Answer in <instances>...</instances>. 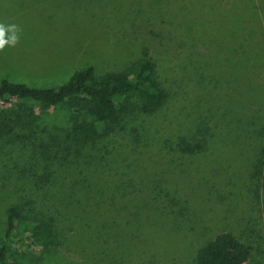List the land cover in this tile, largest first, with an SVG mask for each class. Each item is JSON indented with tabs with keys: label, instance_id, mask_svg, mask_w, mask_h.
Listing matches in <instances>:
<instances>
[{
	"label": "trees",
	"instance_id": "trees-1",
	"mask_svg": "<svg viewBox=\"0 0 264 264\" xmlns=\"http://www.w3.org/2000/svg\"><path fill=\"white\" fill-rule=\"evenodd\" d=\"M159 1L158 7L161 3ZM202 1L201 5H196L209 7L212 3L211 0ZM245 1L246 3L254 2L252 7L256 5V10L245 12L247 4L243 0L241 11L249 25L241 30L244 42L236 44L231 50L221 47L222 43H219L218 39L219 35L223 37L221 31L214 37L207 31L206 23L213 14H205L203 18H200L199 14H194L191 18L181 15L180 18L178 11H174L175 23H172L180 30L182 36L185 33L184 35L191 41L190 50L185 56H189L187 59L194 64L192 70L186 68L182 72V78L187 80L189 85L196 84V87L204 89V92L200 94L201 99L211 105L210 109L204 111L209 113L213 110L221 111L223 116L222 119L214 121L211 114H204L201 111L200 101L196 100L195 106L193 105L196 107L195 110L193 109L192 113L183 117L184 120L191 119L193 124L194 131L190 136L181 130L182 122L174 126L173 118L179 119V117L173 114L167 118L165 111L168 110L172 95L158 80L157 65L147 46L141 48L140 58L122 71H107L97 75L94 66L89 64L75 70L58 87H30L23 82H14L7 78L0 79V101L10 105L0 106V140L10 144L16 142L24 144V141L30 140L32 136L35 137L37 130L46 133L48 138L46 141L43 139L33 141L31 143L34 147L32 158L35 162L29 168L17 169L20 178L29 179L32 182L33 191L29 190L27 193L25 188L22 190L15 188L14 191L18 192V201L10 203L4 209V226L0 234V264H20L19 261L11 259L9 246L16 242L14 233L17 223L27 218V215L33 216L28 237L44 242L43 248L47 253H54L57 246L60 250V247H65L70 242L74 245L78 244L72 241L68 234H63L64 229L60 226L57 216H63L64 212L60 210V205L56 204L63 195L73 199L74 201L69 202L68 209L64 211L73 209L70 211L77 215L78 206H75L76 198L73 196L76 191L85 193L87 198L94 197L95 191L101 192L102 196L95 210H79L85 215L83 219H80L86 223L87 228L84 233L92 229L98 236L101 232H108L109 235L115 236V246L111 248L105 246L96 255H90L89 260L93 264H129L130 260H123L122 255L125 251H129L130 254L133 247L128 240L118 238L126 235L124 228L117 230L118 223L115 219L118 215L126 219L131 215L125 221L126 225L128 224L127 230L131 239L134 238L133 230L135 229L137 231L144 229L145 233L148 228L162 225L164 239L183 243L189 238L179 234L180 226L191 223L193 228L205 229L204 224L212 223L213 220L209 218L210 215L203 216V203L197 201L195 204L192 201L188 194L190 186L181 182L183 187L177 188L174 181L184 176L186 172H190V167L188 170L183 169L188 166L186 163L194 164L202 155L220 157L221 147L228 158L236 157L239 153L242 154L243 148L249 143L248 140L253 143V154L248 169L247 190L250 194L252 193L251 195L255 194L256 190L251 186H254L261 178L264 179V127L258 123V120L263 117V108L254 106L241 98L227 99L223 95L234 87H240L243 83L247 92L255 87L250 82V78L245 82V76L248 77V75H244L240 67L233 72L230 56L234 53L246 55L247 52H252L258 55L259 65L263 67L261 70L264 69L262 61L264 58L260 59V56L264 57L262 51L264 50V20L260 16L261 8L255 0ZM197 2L199 3L198 0ZM180 6L185 9L184 4ZM232 10L234 9L231 8L230 12L233 14ZM183 20L186 21L187 26L180 24ZM194 23L197 25L195 29ZM251 23L254 24L253 27ZM172 37L175 40L178 39L177 36L172 35ZM206 38H209L210 43L200 42ZM213 54L221 57L217 70L212 74L204 70L199 72V68L195 67L196 62H203L205 64L203 66H207L212 59L214 62L219 61L218 58L213 57ZM209 57L210 61L207 60V63L206 59ZM214 73L219 75L214 76ZM259 73L262 72L257 71L256 65L254 73L256 78ZM221 74L224 76L221 77ZM214 77L218 80L214 81ZM13 98L19 99L20 102L13 104ZM27 101L34 102L43 108L68 106L71 111L70 125L64 128L54 126L49 130L40 128V117L34 112L32 106L26 105ZM159 116L162 118L158 119ZM135 118H142V121L138 124ZM145 119L150 121L145 122ZM164 129L170 136L167 132H163ZM159 134L168 138H160ZM123 135H126L123 142L129 148L128 152L125 150L122 152L116 146L107 150L103 143L105 140L117 139ZM173 136L174 139L171 138ZM154 139L157 140L156 146H151ZM143 151L151 153L154 157L151 161L155 162L157 158L170 157L169 161L175 162L174 168L177 171L167 166L151 170L148 163L147 165L144 163L141 165V172L138 175L134 174L137 158L128 161V155L121 154L132 152L142 154ZM215 153L220 155H214ZM110 155H113L112 160ZM114 156L122 158L121 161L116 163ZM188 158L189 160L185 162L180 160ZM123 160L128 168L125 167ZM204 167L207 165L204 164ZM106 169L111 180H108L107 175H103ZM113 169L115 172H112ZM146 171L147 182L143 186L140 183ZM239 171H237L238 174ZM166 173L170 175L166 176ZM137 178L139 182L136 184ZM100 183H111L112 187L97 188ZM169 183L175 187L169 186ZM106 191L122 194L121 199L126 200L113 207V202L107 203L109 199H107ZM130 195L134 197L128 199ZM51 198L56 202L53 201L47 205V199ZM37 202L49 212L43 211ZM64 205L66 206L67 203ZM111 215L113 217L109 220L108 217ZM224 216L218 230L214 228L216 231L211 236L202 240L200 244L194 245L193 264H244L253 250L260 248L264 243L260 230L255 227L254 221L247 217V210L227 212ZM69 220L70 222L66 225L70 227L75 219ZM71 229L73 230L72 226ZM86 238L90 239V234H87ZM254 243L258 245L254 246ZM126 246H129L127 250Z\"/></svg>",
	"mask_w": 264,
	"mask_h": 264
},
{
	"label": "rangeland",
	"instance_id": "rangeland-1",
	"mask_svg": "<svg viewBox=\"0 0 264 264\" xmlns=\"http://www.w3.org/2000/svg\"><path fill=\"white\" fill-rule=\"evenodd\" d=\"M158 1L0 0V22L5 24L16 23L22 28L21 40L17 46L6 48L4 52H0V61L5 58L10 60L18 58L22 64H17L18 59H16V61L11 62L13 65L7 64L6 71H0V74L5 75L6 72H9V74L17 75L18 77L12 78L13 81L26 83L30 87H58L75 70L85 65L92 64L97 75L107 71H122L133 61L140 58L141 48L147 46L157 65L158 80L172 95L168 103V110L165 111L167 118H170L173 114L179 117V119L173 118L174 126L178 122H182L181 130L190 136L194 131L193 124L191 119L184 120L183 117L192 113L193 109L195 110L196 100L200 101L201 111L204 114H211L214 121L222 119L223 116L221 111L213 110L210 113L204 111L211 107L209 102L201 99L200 94L204 92V89L196 87V84L189 85L187 80L182 78V72L186 68L192 70L194 64L187 59L189 56H185L190 50L191 41L184 35L185 33L182 36L180 30L172 23H175L174 11H178L180 18L181 15L191 18L192 15L199 14L200 18H203L206 16L205 14H213V17L206 23L207 31L213 37L221 31L223 37L218 36L219 43H222L221 47L226 50H231L236 44L244 42L241 30L249 24L245 21L241 11L243 0H211L212 3L209 7L205 5L198 7L197 5L203 3L202 0H198L199 3L197 0H160V7H158ZM244 2L247 4L245 12L256 10V5L254 8L252 7L254 2L246 3L245 0ZM255 2L259 3L260 16L264 20V0H255ZM182 4L185 5V9L180 6ZM231 8L234 9L232 10L233 14L230 12ZM180 24L187 26L185 20L181 21ZM189 25L191 24L189 23ZM193 26L195 29L197 25L194 23ZM251 26L253 27L254 24L251 23ZM172 35L177 36L178 39L175 40ZM202 41L210 43L209 38L200 42ZM20 48H24V50H20ZM31 48H33V51L26 52ZM262 51L264 52V50ZM213 57L218 58L219 61L215 60L214 62L212 59L211 63H208L209 57L206 59L209 65L203 66L205 65L203 62H196L195 67L199 68V72L204 70L212 74L217 70V64L221 59L220 56L215 54H213ZM230 58L233 72L237 67H240L244 75H248V77L245 76V82L249 81L250 78V82L256 89L254 87V89L247 92L243 83L240 87H234L233 90L231 89L223 95L227 99L241 98L254 106H262L263 117L258 120V123L264 127V69L261 70L263 67L259 65V56L247 52L246 55L234 53ZM262 58L264 57L260 56V59ZM262 61L264 63V59ZM256 65L257 71L262 72L258 74L257 78L254 74ZM1 67L2 65H0V69ZM216 74L213 75L216 76ZM236 74L238 75V70ZM220 76L224 75L221 74ZM214 78V81L218 80L216 77ZM12 101L13 104L20 102L16 98H13ZM2 104L3 102L0 101V106H10L9 104ZM26 105L32 106L34 112L39 115L40 128L49 130L54 126L64 128L70 125L71 111L66 105L43 108L31 101H27ZM161 118V116L158 117V119ZM134 120L139 124L142 118H135ZM147 121L145 119V122ZM163 132H167V130L164 129ZM167 134L169 135L168 132ZM159 136L160 138H168L160 134ZM123 138L125 140L126 135L117 139L110 138L103 143L107 150L116 146L120 151L125 150L128 152L129 148L125 146ZM171 138L174 139V136ZM37 139L48 140L46 133L40 130L36 131L35 137L32 136L30 140L24 141V144L22 142L10 144L0 140V234L4 226V209L10 203L18 201V192L14 191L15 188L20 190L25 188L27 193H29V190L33 191L32 182L29 179L20 178L17 169L29 168L35 162L32 158L34 147L31 143L40 141ZM156 142L157 140L154 139L151 146H156ZM248 142L247 146L243 148L242 154L239 153L236 157L228 158L226 153L222 151V147L219 151L220 157H214L213 155L199 156L194 164L186 163L188 166L183 168L188 170L190 167V172H186L184 176L178 177L174 181L177 188L183 187V185L181 187V182L190 186L192 193L189 191L188 194L192 201L195 204L197 201L203 203V216L208 217L210 215L209 218L213 220L212 223L204 224L205 229L203 227L193 228L191 223L180 226L179 234L189 238L183 243L177 240L168 241L167 238L164 239L162 225L148 228L145 233L144 229H140V231L135 229L133 230L134 238L131 239L127 230L128 224L125 223L131 215L127 219L121 215L116 216L117 230L119 231L122 228L126 230V235L118 238L128 240L133 247L130 254L129 251H125L122 255L123 260L129 259V264H193L194 251L192 249H194V245L200 244L202 240L218 230L227 212L247 210V217L254 221L255 227L260 230L264 238V179L261 178L256 181L254 186H251L252 189L256 190L255 194L251 195L252 193L250 194L247 190V183L249 179L248 169L252 162L253 143L251 140H248ZM141 153L121 154L122 156L128 155V161L137 158L134 174L137 173L138 175L141 172V165L144 163L146 165L148 163L151 170H158L166 166L170 167L171 170H176L174 168L175 162L170 163L169 161L170 157H160L155 162L151 161L154 159L151 153L147 151ZM219 153L214 155H220ZM109 157L111 160L113 159V155ZM114 158L116 163H119L122 159L116 156ZM180 160L185 162L189 158ZM116 163H113V165H118ZM123 163L128 168L124 160ZM204 164L207 167H204ZM238 170H240L239 174ZM112 172H115V169ZM103 175H107L108 180H111L107 169ZM158 175L160 176V173ZM169 175V173H166V176ZM67 178L69 181L70 177ZM139 178L136 179V184L139 182ZM146 178L147 171L145 177L141 179L143 180L140 183L141 185L145 186ZM174 185L169 183V186L175 187ZM98 186L97 188H106V186L112 187V184L100 183ZM106 192L108 193L107 199H109L107 203L113 202V207L115 204H120L126 200L121 199L122 194ZM80 193L76 191L73 194L76 198L75 206H78L79 215H75L70 211L73 209L64 211L68 209L69 202L74 201L71 198L68 199L67 196L63 195L58 202L52 198L47 199L46 202L49 205L55 201L57 205H60V210L64 212V215L57 216V219L64 229L63 234H68L71 240L78 242V244L74 245L70 242L65 247H60V250L57 246L54 253H47L43 248L44 242L35 241L33 238L28 237L29 229L33 224V216L24 213L27 218H23L22 221L17 223L14 233L16 242L9 246L11 259L19 261L20 264H93L89 260L90 255H96L105 246L106 248L115 246V236L113 234L109 235L108 232H101L98 236L92 229H88L84 233L87 227L85 221L80 220L85 217L82 211L84 209L95 210L96 204L100 199L102 200V196L101 192L98 191L94 192V197L88 198L84 195L85 193H81V195ZM128 197H130L128 199H131L134 195ZM65 203H67L66 206ZM37 205L43 211L49 212L39 202H37ZM112 217L111 215L108 219L111 220ZM69 219H75L71 224L73 230L71 226L66 225L70 222ZM112 226H114V223H112ZM129 228L131 227L129 226ZM214 228H216L215 231ZM200 231L201 234H199ZM87 234H90V239L86 238ZM258 243H254V246H257ZM128 247L126 246V250ZM68 250H72V252H68ZM123 263L125 262L123 261ZM244 264H264V243L260 248L253 250L252 255Z\"/></svg>",
	"mask_w": 264,
	"mask_h": 264
},
{
	"label": "clouds",
	"instance_id": "clouds-1",
	"mask_svg": "<svg viewBox=\"0 0 264 264\" xmlns=\"http://www.w3.org/2000/svg\"><path fill=\"white\" fill-rule=\"evenodd\" d=\"M22 28L16 23L0 22V52L6 48H15L21 40Z\"/></svg>",
	"mask_w": 264,
	"mask_h": 264
},
{
	"label": "crops",
	"instance_id": "crops-1",
	"mask_svg": "<svg viewBox=\"0 0 264 264\" xmlns=\"http://www.w3.org/2000/svg\"><path fill=\"white\" fill-rule=\"evenodd\" d=\"M33 47V46H32ZM20 50H24V48H20ZM31 52V51H33V48H31V49H29V50H26V52ZM24 54H25V52H23ZM16 59H18V58H14L13 60H10V59H8V58H5L3 61H0V65H2V67H1V69H0V71H6V69H7V64H9V65H13L11 62H13V61H16ZM17 62V64H22V62H21V60L20 59H18V61H16ZM65 69V68H64ZM63 69V70H64ZM62 75V74H61ZM14 77H18L17 75H12V74H9V72H6V74L5 75H3V74H0V79H2V78H7V79H9V80H11V81H13V79L12 78H14ZM15 82V81H14Z\"/></svg>",
	"mask_w": 264,
	"mask_h": 264
}]
</instances>
